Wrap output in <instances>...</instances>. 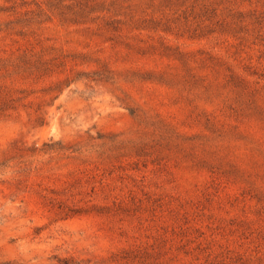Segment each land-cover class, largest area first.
Returning a JSON list of instances; mask_svg holds the SVG:
<instances>
[{
  "label": "rangeland",
  "instance_id": "obj_1",
  "mask_svg": "<svg viewBox=\"0 0 264 264\" xmlns=\"http://www.w3.org/2000/svg\"><path fill=\"white\" fill-rule=\"evenodd\" d=\"M0 264H264V0H0Z\"/></svg>",
  "mask_w": 264,
  "mask_h": 264
},
{
  "label": "trees",
  "instance_id": "obj_2",
  "mask_svg": "<svg viewBox=\"0 0 264 264\" xmlns=\"http://www.w3.org/2000/svg\"><path fill=\"white\" fill-rule=\"evenodd\" d=\"M2 105H4V101H0V110H2Z\"/></svg>",
  "mask_w": 264,
  "mask_h": 264
}]
</instances>
